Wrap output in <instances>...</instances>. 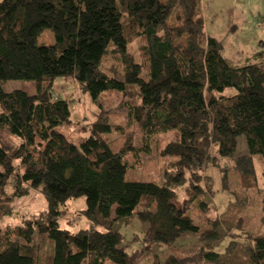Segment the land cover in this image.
Masks as SVG:
<instances>
[{
	"label": "trees",
	"instance_id": "trees-1",
	"mask_svg": "<svg viewBox=\"0 0 264 264\" xmlns=\"http://www.w3.org/2000/svg\"><path fill=\"white\" fill-rule=\"evenodd\" d=\"M201 12V0H0V217L12 215L9 202L31 190L47 203L0 231V264H136L137 250L122 244L132 219L143 223L130 239L141 249H168L192 232L202 236L192 260L264 264V188L253 162L257 155L264 163V48L243 62L226 56L222 43L206 35ZM44 29L53 32L52 45L38 44ZM107 61L122 79L101 69ZM63 76L100 109L105 91L128 93L122 107L128 125L140 128L142 147L114 152L105 135L125 127L102 110L79 147L69 141L60 131L71 124L68 101L51 93L52 81ZM10 80H35L37 92L3 90ZM171 132L175 138L161 154L174 159L161 180L128 179L138 168L137 151L149 154L153 138ZM242 135L248 151L236 156ZM77 148L84 162L74 156ZM222 158L233 159L242 190L261 194L256 230L239 226L231 210L201 231L177 203L182 189L208 209L214 191L205 171ZM237 192L230 208L241 198ZM80 196L90 226L61 228L66 202ZM147 260L183 264L185 256L154 253Z\"/></svg>",
	"mask_w": 264,
	"mask_h": 264
},
{
	"label": "rangeland",
	"instance_id": "rangeland-1",
	"mask_svg": "<svg viewBox=\"0 0 264 264\" xmlns=\"http://www.w3.org/2000/svg\"><path fill=\"white\" fill-rule=\"evenodd\" d=\"M201 9L206 35L213 36L222 43L226 56L243 62L253 52L264 48V45H261V42L264 41V0H201ZM37 42L39 45H52L54 43L53 32L50 29H44L38 36ZM121 48L125 49L123 42H121ZM130 49L134 51L135 45H131ZM261 66L264 69V63ZM101 69L111 76L115 75L122 79L121 74L113 72L111 63L108 61L102 63ZM41 85L45 87L47 82H43ZM1 86L7 92L19 89L33 95L37 92L38 84L35 80H10L2 82ZM226 92L230 93L233 90H226ZM51 93L54 98L68 101L71 124L63 125L60 127V131L77 147L89 135V124L95 122L101 110L108 113L114 122L125 127L122 134L111 132L105 135L114 152L126 148L127 145L129 148L133 146L137 150L142 147L140 128L137 125H128L125 110L122 107L123 102L128 98V93L115 90L105 91L101 96L103 107L100 109L92 101L90 95L83 92L75 80L69 76L56 77L52 81ZM174 138L173 132L160 135L153 138L152 151L149 154L137 151L139 152L137 154L138 168L132 172L131 176L128 171L127 178L140 181H160L163 171L170 166L174 159L172 156H163L161 151L166 143ZM247 151L246 139L242 135L237 139L236 156L245 154ZM128 153L127 158L131 159L132 152ZM74 156L80 162H84L78 148L74 152ZM253 162L257 173L256 184L262 189L264 188V163L257 155L253 156ZM205 174L210 177L211 188L214 191V196L208 201V209L204 210L188 201L186 193L182 189L177 192L178 205L190 215L194 224L201 231H207L210 229L211 221L228 217L229 211L235 210L238 211L239 226L246 230L258 229L261 215V194L254 189L246 188L247 191L241 189V178L235 169L233 159L222 158L218 164H209ZM234 192H237L241 198L236 200L233 207L230 208L229 203L234 199ZM11 194L12 189H7L6 195L10 196ZM9 203L12 206V215L0 217V231H4L7 227L20 226L23 219L37 214L47 207L44 195L36 190H31L29 194L17 197ZM66 207L67 213L59 219L61 228L78 231L90 226L88 219L81 213L86 208L84 196L69 199L66 202ZM141 231H143V223L137 219L130 220L129 224L122 229L124 235L122 244L131 246L134 251L137 250L136 264H150L151 261L147 260V257L154 253L160 254L161 257H165L166 254L185 256L183 264H205L198 258L193 260L190 258L193 255V250L199 249L202 239L199 233H185L168 249L166 246H153L149 250H144L140 247V241L130 242L133 234H140ZM145 247L148 248L143 246V248Z\"/></svg>",
	"mask_w": 264,
	"mask_h": 264
}]
</instances>
